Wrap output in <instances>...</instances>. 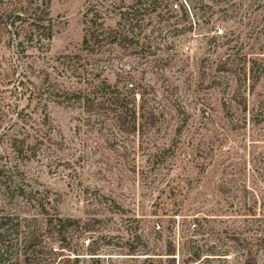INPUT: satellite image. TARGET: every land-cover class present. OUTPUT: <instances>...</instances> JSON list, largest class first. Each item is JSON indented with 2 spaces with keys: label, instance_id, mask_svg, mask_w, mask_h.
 Masks as SVG:
<instances>
[{
  "label": "rangeland",
  "instance_id": "374dc122",
  "mask_svg": "<svg viewBox=\"0 0 264 264\" xmlns=\"http://www.w3.org/2000/svg\"><path fill=\"white\" fill-rule=\"evenodd\" d=\"M150 1L129 35L138 46L81 53L135 119L89 90L84 102L30 101L16 84L33 71L0 36V147L21 121L43 135L30 159L9 152L0 166L16 164L27 192L76 222L63 244L43 233L34 264H264V0ZM92 3L51 0L46 60L80 53ZM7 193L0 184V214L42 227L36 202Z\"/></svg>",
  "mask_w": 264,
  "mask_h": 264
},
{
  "label": "trees",
  "instance_id": "16d2710c",
  "mask_svg": "<svg viewBox=\"0 0 264 264\" xmlns=\"http://www.w3.org/2000/svg\"><path fill=\"white\" fill-rule=\"evenodd\" d=\"M90 1L93 2L90 9L83 12L84 27L80 53L59 55L48 61L46 54L50 51L55 33V25L49 11L51 0H0V36L7 38L15 47L19 57L17 60L23 61L24 69L29 68L34 74V80H31L27 73H24L23 77L20 76L16 89H20L21 95L27 92L28 99L36 100L44 109L49 103L70 104L88 101L89 96L84 92L89 90L94 93L91 102L114 106L118 113L117 119L126 117L128 113L135 119V112L128 108L131 101L126 95L107 84L105 80L95 81L99 76L97 74L105 67L95 63L88 65L81 53L99 57L110 54L114 48L138 46V41H133L129 35L135 28H140L137 18L140 12L147 11L146 8L153 5V1L149 3L148 0H101L99 3L97 0H85V3ZM87 13L92 14L90 20L87 19ZM112 21L114 26H108L107 23ZM143 49L144 46H141L140 50ZM40 60L42 62L38 65ZM62 78L73 80L71 85H79L82 88L64 87L60 82ZM127 91L131 92L128 89ZM21 122L20 130L23 134L17 131L12 135L7 141L8 152L0 147V159H7L9 152L15 156L16 161L30 159L35 155L36 143L43 141L39 127L34 129L32 123L28 125L27 122ZM132 128L135 129L134 122ZM7 130L12 131L13 125ZM0 180V184L8 192L7 195H16L36 202L40 207V214L45 216L41 227L34 224V218L27 220L18 215L0 214V264H34L42 249L40 238L43 233L48 231L51 237L63 244L68 228L76 222L62 218L57 213L50 214L46 206L50 204L51 199L46 193L36 196V191L27 192L22 172L17 169L16 164L12 166L9 162V167L1 165ZM15 181L17 185L12 189L11 185H15Z\"/></svg>",
  "mask_w": 264,
  "mask_h": 264
}]
</instances>
